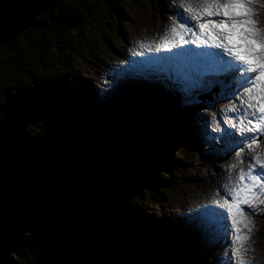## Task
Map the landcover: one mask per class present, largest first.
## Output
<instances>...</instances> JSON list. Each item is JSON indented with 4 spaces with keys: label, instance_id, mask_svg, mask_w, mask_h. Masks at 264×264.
<instances>
[{
    "label": "trees",
    "instance_id": "1",
    "mask_svg": "<svg viewBox=\"0 0 264 264\" xmlns=\"http://www.w3.org/2000/svg\"><path fill=\"white\" fill-rule=\"evenodd\" d=\"M127 1L131 0H53L50 7L14 40L0 43V74L5 72L9 82L19 86L27 81L35 83L34 87L23 91H18L13 84L11 91L0 93V264H17L15 256L18 255L10 251L19 240L17 228L6 225L1 218L8 210L22 216L19 218H24V223L29 226L33 242L31 252L35 254L33 264L212 262L203 257L199 260L191 250L183 253L180 245L169 250L167 246H161L151 218L148 219L138 205L129 202L131 196L148 197L160 186L172 187L171 154L180 140L190 136L192 131V128H180L183 119L173 113L167 115L165 111L150 109L148 103L129 106L125 110L126 126L124 124V128L117 131L114 148L107 153L105 149L101 154L99 142L103 137L99 130L104 123L97 120V112L93 113L92 120L97 121L94 132L98 137L95 138V153L100 154L99 158L88 170L74 169L71 163L64 162L54 147L50 150L51 160L42 167L46 178L49 172L54 176L51 187L42 188L36 180V171L42 169L35 157L37 141L28 143L31 140L29 131L52 118L56 109H60L59 102L54 99H64L61 87L71 89L70 97L65 95L71 103H81L73 94L78 90L77 81L82 74L72 78L67 72L72 68L70 63L62 64V61L69 62L77 50L87 45L83 32L99 21L111 28L112 23L108 20L113 19L115 29L119 31L117 20L128 7ZM51 70H56L57 75L47 76ZM39 72H43L42 80L46 83L38 82ZM41 103L45 105L43 110L38 107ZM104 115L107 120L111 117L107 112ZM125 141L144 150L146 165L136 179L118 183L111 179L110 169L115 148ZM24 185L28 192L23 189ZM57 197L58 205L55 204ZM31 205L36 222L25 212ZM42 218L44 221L41 222ZM171 241L170 236L164 240L166 244ZM152 245L157 247L152 248ZM154 253L160 258L156 259Z\"/></svg>",
    "mask_w": 264,
    "mask_h": 264
},
{
    "label": "rangeland",
    "instance_id": "2",
    "mask_svg": "<svg viewBox=\"0 0 264 264\" xmlns=\"http://www.w3.org/2000/svg\"><path fill=\"white\" fill-rule=\"evenodd\" d=\"M164 2L166 6L158 0L127 1L128 7H125V12L120 15L117 20L119 31L115 29L113 19L108 20L110 24L112 23L111 28L103 24L102 21H99L90 29L84 30L83 34L88 40L87 45L82 46L80 51L77 50L76 56L70 58L69 62L66 63V60H64L62 64L70 63L72 68H70V70L67 69V72L71 74L70 76L72 78L79 72L85 75L88 70L95 75L80 77V81H77V87L81 89L78 93L83 97L81 103L84 107L81 103H77V105H75L76 103L74 101V103H71L69 98L65 96L68 94L70 97L71 89L61 87L60 93L64 95V99H54V102H59L57 106H59L60 109H56V113L52 118H47L46 121L41 124L33 126L31 132L29 131L31 140L28 143L32 144L37 141V146L34 150L37 152L35 157L39 163L40 169H42L45 163L51 160V151L54 147L64 158V162L68 164L71 163L74 169L82 168L87 170L92 166V162H95L105 149L107 153L114 148L117 131L124 128L123 126L127 120V113H123L120 105L114 102H116L117 99L125 100L129 97L131 83L130 77H123L122 75L121 66L123 60L128 61L129 58H127V56H130L128 54L140 51L144 48L142 45L155 46L157 43L163 45L168 40V34L171 33L168 29L175 26V22H172L171 19L176 17L174 11L176 8H180V5L179 0H164ZM189 2L191 3L190 0ZM200 5L199 3L198 6L200 7ZM250 7L257 13V15H254L253 19L257 21L258 28L261 32H264V0H255V3L250 5ZM130 25L132 27L134 25L136 27L138 26L142 31L139 36L134 38L135 40H130L128 35L129 32L127 29ZM120 45L123 46L121 47ZM136 46H140V48L135 49ZM109 53H112V55L116 53L125 57L124 59L119 57V59H115V57H110V55H108ZM106 55H108V61L104 63L99 59V56ZM113 60L122 62H112ZM56 72V70H51L47 73V76H53L54 74V76H56ZM42 75L43 72L38 73V82L46 83L45 80H42ZM178 76L180 77V73H178ZM72 78L69 80L72 81ZM98 78L100 82L97 81ZM182 78L186 79L184 77L180 79ZM9 80L7 74L2 71L0 74V93L5 90L11 91L13 89L14 83L9 82ZM55 80L58 79H54V81ZM86 80L91 81V85L97 88L94 90V88L89 86L90 84H88ZM177 80V78H173V83L178 82ZM31 82L32 81H27L23 83L22 86L18 84L14 85H16L15 88L18 91H23L35 86V83L33 82V84ZM187 82L188 80H184L186 88L182 90V93L188 95L186 101L188 100L191 102L193 111L203 109L202 107H214L212 111L203 109L204 112L194 114L197 116L198 120H202L201 122L205 126V135L203 134L201 138L200 134H195L190 137L193 139L191 141L189 140L190 138H183L179 142L180 145L178 143V148L174 152L175 155L171 154L172 158L171 161H169V165L175 173L171 179L172 187L160 186L156 188L155 191L152 190L148 197H145V195L141 198L138 196H131L129 200V202L138 205L141 212L148 215V219L152 218V222L156 221L160 224V228L155 229V231L160 234L158 237L161 246H167L166 249L168 250L170 247H178L179 245L181 246L180 249H183L181 243L173 241L178 237H180L182 241L184 239L191 240V243L196 246L202 244L207 246V244L218 242V236H220L223 230L221 222L218 221V219H220L221 213H223L224 217L227 216L224 207H218L219 205H224L227 196L223 194V196L220 197V190H227L229 192L232 189L231 185L233 186V184L236 183L238 174L242 171L247 172V165L253 163L252 157L256 156L258 159H262L261 154H257V152L258 150H260V152L264 151V136H262L259 142L261 146L257 147L255 144L252 146L251 150L245 148L244 152L237 157L235 153L238 147L243 146V144L237 140L238 138H234L230 135L228 137L233 139V141H226L227 137L224 135L221 136L220 133L213 131L219 128L221 132L222 128H224L221 126V119L226 120L227 116L225 114L230 112V104L221 108L220 103H223L225 99L222 100V98L219 97L220 92L217 94L213 91H210L212 94L209 92L202 93L200 91L201 89H195L194 84L192 86H189L190 84L186 85ZM103 83L104 87L103 85H99ZM119 84L123 86L120 89H118ZM64 85H67V83ZM181 87H184V84H182ZM203 87L204 84H199V88ZM74 88L77 89L76 85ZM190 88L195 89L204 96H196L198 93L194 95ZM111 89L114 91L115 95L113 101L110 95L108 98L105 97V95H107L106 93L111 91ZM101 90H103V92L105 91L104 109L99 107L103 102L101 98H99L98 93H95ZM65 91H67V93H64ZM74 93L76 94L75 91ZM234 93H236L235 88L229 90L227 95L230 97ZM95 94L96 97H93ZM98 98L100 100L96 101ZM34 100L33 98L32 102ZM62 101L64 102L62 103ZM228 101L229 99L226 100V102ZM69 102L70 104L68 105ZM168 102H171V100H168ZM63 104L66 107H64ZM43 106H45L43 103H41V105L38 104L41 110H43ZM87 106L91 113L89 118L85 117L84 119L83 117L79 120L80 115L83 114ZM96 106L100 108L99 111ZM219 107L221 109H219ZM78 109H81L79 115L78 112L80 111ZM174 109L175 107L172 108V111H174ZM114 111H116V113H114ZM96 112L97 120H101L104 123L99 130L100 136L103 137V141L99 142L100 154L95 153L97 151V141L95 138L98 137L94 132V128L97 121L92 120V114ZM106 112L108 115L111 114V116L114 117H122H119L120 119L114 118L113 120V118H109L107 120L106 118L108 117L104 115ZM213 116H215V118H213ZM240 117L242 119H247V116ZM197 119H195V121ZM109 120L110 122L113 120V124L112 122L110 125L107 124ZM183 120L181 121L180 128L183 127ZM86 129L88 130L87 133L91 135L89 138L83 131H86ZM205 129L208 130V132ZM199 136L200 138L197 143V138ZM49 168H52V166ZM36 173V180L39 182L40 187L46 188L47 185L51 187L50 182L54 177L52 172L48 173L47 176L49 177L47 178L43 169L37 170ZM22 187L28 192L25 185ZM162 188L164 190H161ZM156 190L161 192L159 193ZM161 193H163V195H161ZM58 203L59 200L57 197L55 199V204L58 205ZM214 204L217 206L215 207ZM32 206L33 205L27 208L26 211L23 210L27 213V217L31 221L36 222L34 210L31 209ZM242 208L246 217L250 218L253 222V231L249 235L248 241L245 242L249 246L245 253V258L250 260L251 264H264V204H261L257 210L249 209L246 205H243ZM18 209L19 208H17V210ZM19 217L22 216L17 215L16 212H12L11 210L1 214V218L6 225L17 228L16 234L19 240L11 246L10 251L16 253L19 257L15 256V258L14 255L11 257L17 260V264H33L35 254L31 252V244L33 243L31 239L32 235L29 226L19 221V219H21ZM143 220L147 225L149 224L145 218H143ZM42 221H44L43 218L41 219V222ZM164 222H167V225H163ZM224 222H226V220ZM226 224L228 226V223ZM147 225L145 226L147 227ZM162 228H173L175 233L163 236L162 230L164 229ZM168 236L171 237L173 242L171 241L172 243L169 242L166 244L164 240H166ZM229 243H231V240L227 238L225 247H227ZM155 244L159 245L156 240ZM153 246L156 245H152V248H154ZM145 250L148 251V248ZM221 252L226 253L224 250ZM154 255L156 259L160 258V255L157 253H154Z\"/></svg>",
    "mask_w": 264,
    "mask_h": 264
},
{
    "label": "snow or ice",
    "instance_id": "3",
    "mask_svg": "<svg viewBox=\"0 0 264 264\" xmlns=\"http://www.w3.org/2000/svg\"><path fill=\"white\" fill-rule=\"evenodd\" d=\"M201 7H186L187 0H179L183 12L176 8L177 19L182 16L184 20L179 25L173 26L168 31L172 33V39L167 40L163 45L157 43L155 47L165 50L170 47L178 48L177 53H194L196 57L215 58L214 62L219 69L225 73H230L236 77L235 92L242 93L236 95L239 106L232 105L230 112L241 109H251L255 123L249 120L253 126L244 129L245 132H258L264 134V32L257 26V21L253 19L257 15L250 7L255 0H199ZM191 13L190 16H185ZM187 21V23H186ZM194 22L193 27L188 26ZM177 28L180 31H177ZM184 33H191L193 39L187 41L183 39ZM188 43L201 45L207 48L217 49L219 52L193 51L183 47ZM151 50V49H149ZM247 85V86H246ZM215 118V116H213ZM221 136L225 133L220 132L219 128L214 129ZM228 132L227 135H232ZM241 143L248 140L249 143L238 147L236 156L239 157L248 148L257 143L254 136L240 134ZM253 163L247 165V172L242 171L238 174L235 186L229 191L231 201L225 200L227 216L221 213L220 222L224 232L231 240L230 264H251L245 258L248 245L245 243L253 231V222L246 217L242 206L246 205L249 209L256 207V202L264 204V175L254 174V167L264 170V159L252 157ZM219 205L218 207H224ZM230 223V229L226 223ZM245 229V231H242Z\"/></svg>",
    "mask_w": 264,
    "mask_h": 264
},
{
    "label": "water",
    "instance_id": "4",
    "mask_svg": "<svg viewBox=\"0 0 264 264\" xmlns=\"http://www.w3.org/2000/svg\"><path fill=\"white\" fill-rule=\"evenodd\" d=\"M53 0H0V43L14 40ZM129 141L115 148L111 177L118 183L134 180L146 165V156ZM19 221L24 222L21 218Z\"/></svg>",
    "mask_w": 264,
    "mask_h": 264
},
{
    "label": "bare ground",
    "instance_id": "5",
    "mask_svg": "<svg viewBox=\"0 0 264 264\" xmlns=\"http://www.w3.org/2000/svg\"><path fill=\"white\" fill-rule=\"evenodd\" d=\"M212 52H214V51H212ZM148 56H149V58L155 63V65H157V66H159L161 69H165V67H166V63L164 62V57H163V54L162 53H148ZM176 60H175V63H177L176 61H178L179 59H181V57H179V56H175L174 57ZM201 68H198V70H200ZM164 73V72H163ZM118 80V79H117ZM185 80V79H184ZM187 80H188V78H187ZM219 80H220V78H219ZM218 80V81H219ZM87 81V83L88 84H90L89 86H91L92 88H94V90L97 88H95L93 85H91L92 83H91V81H89V80H86ZM98 81V80H97ZM189 81V80H188ZM191 82V81H190ZM184 84V83H183ZM193 84H194V86H195V89H209V88H212L210 85H207L206 84V82H198V83H196L195 81L193 82ZM199 84L200 85H203L204 84V87L203 88H199ZM110 90V89H109ZM222 91H223V93H226L227 91L226 90H223L222 89ZM105 92V91H104ZM95 93H98V96L99 97H101L102 96V93H103V90H101V91H99V92H95ZM210 94H212V93H210ZM182 95H183V97H184V99L186 100V98H188V95H186V94H183L182 93ZM93 97H96V94L93 96ZM96 101H98V99H96ZM188 101V100H187ZM188 112V114H192V112H189V110L187 111ZM111 170H112V165H111V169H110V176H111ZM111 179H112V177H111ZM112 180H114V179H112ZM115 181V180H114ZM117 182V181H116ZM223 194L224 195H226V193L225 192H223Z\"/></svg>",
    "mask_w": 264,
    "mask_h": 264
}]
</instances>
